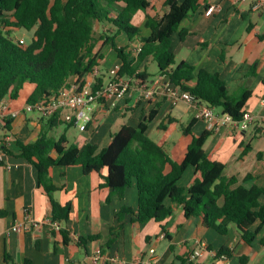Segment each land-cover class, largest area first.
<instances>
[{"label": "crops", "instance_id": "crops-1", "mask_svg": "<svg viewBox=\"0 0 264 264\" xmlns=\"http://www.w3.org/2000/svg\"><path fill=\"white\" fill-rule=\"evenodd\" d=\"M151 1L156 8L152 15L162 16L168 12L166 0ZM257 3L258 0H250L236 8L228 0H201L199 8L181 22L172 36L171 45L177 62L186 61L197 70L219 74L229 95L236 96L243 90L251 92L246 110L254 114L256 120L247 130L233 124L209 129L205 119L195 117L193 106L185 102L171 104L163 91L164 85L170 82L169 77L150 71L154 63L151 57L144 64L151 75L149 84H157L154 98L146 99L134 91L133 96L125 100L99 105L94 113L95 121L86 131L60 124L66 130L58 132L59 125L51 127L48 120L34 113L22 112L13 120L11 132L0 122V211L5 212L0 217V263L8 254L17 264H26L27 261L30 264H114L111 259L115 257L124 264H138L147 257L150 249H155L154 264H222L217 256L226 248L229 260L225 264H264V224L261 225L260 221L250 229L256 234L249 244L234 224L224 235L211 228L202 229L201 217L185 218L182 206L172 202H167L173 208L172 215L161 223L151 220L140 224L131 222V215H125L116 242L106 248L111 229L119 225L116 214L123 207L137 209L135 187L129 188L124 198L115 195L106 204L110 189L100 185L107 171L85 174L81 166H55L50 170L58 188L54 193L55 200L61 205L70 203L72 206L68 221L61 222L62 228L68 231L67 240L48 224L29 232L12 230L16 223L24 222L27 212L36 221L51 218L52 213L51 200L38 184L36 168L19 156L14 137L32 143L41 132H47L56 140L65 135L68 145L83 148L92 144L100 151L110 144L112 134L122 125L138 127L151 112L155 114L148 125L147 135L162 145L174 160L183 161L193 136L210 131L204 146L209 158L224 163L225 175L237 177L239 184L264 190V3L256 7ZM134 20L142 29V35L148 37L150 32L144 27V13H137ZM181 31L188 32L183 39ZM94 38L96 50L103 54L98 67L104 83L108 70L119 63V58L111 43L104 47L103 43L112 39L128 53L139 41H131L125 33L117 34L114 26L101 23L95 26ZM74 81L76 79L72 78L71 83ZM32 91L33 87L27 84L19 98L8 99L11 108L22 109ZM215 111L223 114L219 109ZM188 125H192L191 134L183 132ZM70 130H79L80 143L69 139ZM4 148L11 153L5 152ZM247 176L252 178L245 182ZM195 178V171L189 168L180 184L189 187ZM260 201L264 205V193ZM92 236L99 238L90 241ZM197 241L207 242L213 255L193 259ZM97 247H104V260L100 263L92 260Z\"/></svg>", "mask_w": 264, "mask_h": 264}, {"label": "trees", "instance_id": "trees-1", "mask_svg": "<svg viewBox=\"0 0 264 264\" xmlns=\"http://www.w3.org/2000/svg\"><path fill=\"white\" fill-rule=\"evenodd\" d=\"M200 3L201 0H166L168 12L159 16L152 15L156 8L151 0H0V100L19 98L27 84L33 87L27 103L58 95L70 86L72 78L82 89L103 59L102 51L96 50L94 38L95 26L101 23L114 26L117 34L123 32L131 41L138 39L143 46L141 53L133 58L112 39L103 43V47L111 43L118 53L122 65L119 77H133L139 72L137 77L148 82L151 75L144 63L151 57L158 66L159 75L168 76L173 85L240 121L247 111L251 92L243 90L231 96L219 74L197 70L186 61L177 62L171 52L173 34ZM138 12L145 15L144 27L150 32L148 37L133 24ZM19 29L34 31L28 45L13 36ZM186 34L187 31H181V38ZM98 82L101 84L102 79ZM154 114L151 112L144 117L138 127L122 125L112 134L110 144L100 151L92 144L83 148L68 145L65 135L56 140L47 132H41L32 143L14 137L19 156L36 168L38 184L51 200V218L67 222L72 211L70 203L61 205L54 198L58 188L51 177V168L81 166L85 174L107 171L100 185L110 189L106 204L115 195L124 198L125 192L135 187L137 209L123 207L116 214L119 225L111 229L106 248L116 242L125 215H131V222L145 224L153 220L161 223L173 213L167 202L182 206L187 219L201 217L202 229L211 228L224 235L234 224L250 244L256 234L251 227L256 221L264 224V205L260 201L264 190L239 184L237 177L225 175L224 163L209 158L204 146L210 131L193 136L183 161L174 160L162 145L147 135ZM13 120L10 118L5 122L9 132ZM47 124L54 127L64 123L52 119ZM191 126L183 128V132L191 134ZM189 168H193L196 178L191 186L183 187L180 183ZM251 178L247 176L245 182ZM4 215L5 212L0 211V217ZM61 234L68 239L67 230H62ZM98 238L92 236L89 240ZM219 253L229 254V251L224 248ZM0 264L17 263L7 254Z\"/></svg>", "mask_w": 264, "mask_h": 264}, {"label": "built area", "instance_id": "built-area-1", "mask_svg": "<svg viewBox=\"0 0 264 264\" xmlns=\"http://www.w3.org/2000/svg\"><path fill=\"white\" fill-rule=\"evenodd\" d=\"M229 3L236 8L241 7L243 4L250 0H228ZM264 0H258L256 7L262 6ZM142 44L137 43L132 46L128 53L131 57H137L142 51ZM122 65L115 64L108 70L107 79L101 84L99 80V67H95L93 72L88 76L92 80L85 83L82 89L75 83H70V86L64 88L56 96L50 99L40 100L35 103H26L22 109H12L10 101L5 98L0 100V122H5L10 118H17L23 113H35L40 118L46 120L55 119L58 123H64L78 128L80 131H86L91 124L94 123V113L96 107L103 105L106 102L113 100H125L133 96L134 91H138L140 96L146 99H152L157 92V84H149V82H142L137 76L136 72L133 77H119V72ZM163 91L168 101L175 105L179 102H185L195 108V117L197 119H205L208 123L209 129H216L220 126L233 124L236 127L247 130L256 120V116L251 112L246 111L240 121L234 120L227 114H216L214 108L202 103L194 95L188 91L182 90L180 87L168 82L164 85ZM264 123V116L262 117ZM48 224L52 230L61 232L64 230L61 222L54 221L52 218L45 219L44 221L33 220L29 212L26 213L25 220L22 223H16L12 230L15 232H29L33 228H41L43 225ZM196 249L193 251L192 258L200 259L207 254H212L207 242L197 241ZM213 255V254H212ZM217 258L225 264L229 260L226 253L219 254ZM92 260L95 263L103 262L104 255L102 248L97 247L93 254ZM114 264H124L117 257L111 259ZM156 261L155 249H150L147 257L139 260L138 264H154Z\"/></svg>", "mask_w": 264, "mask_h": 264}, {"label": "rangeland", "instance_id": "rangeland-1", "mask_svg": "<svg viewBox=\"0 0 264 264\" xmlns=\"http://www.w3.org/2000/svg\"><path fill=\"white\" fill-rule=\"evenodd\" d=\"M133 24L134 25L136 24V20L133 21ZM33 33H34V31L28 32V31H25V30H22V29L20 30L19 29V30H16L13 33V36L15 37V39H17L18 41H20L22 44L28 45L30 43V40L32 39ZM150 71L151 72H154V73H158L159 69H158V66H157V64L155 62L151 65ZM58 128H59L58 129V132H62L64 130H66L63 125H59ZM103 130L105 131V129H103ZM68 136H69V139L71 141H74V139H76V140H78L77 142L80 143L81 140H82V139H80V132H79V130H70L69 133H68Z\"/></svg>", "mask_w": 264, "mask_h": 264}]
</instances>
